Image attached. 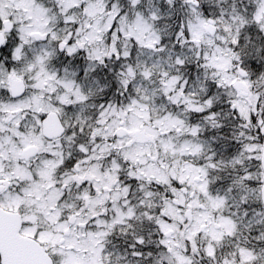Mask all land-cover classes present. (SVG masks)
<instances>
[{"label": "snow or ice", "instance_id": "1", "mask_svg": "<svg viewBox=\"0 0 264 264\" xmlns=\"http://www.w3.org/2000/svg\"><path fill=\"white\" fill-rule=\"evenodd\" d=\"M0 264H264V0H0Z\"/></svg>", "mask_w": 264, "mask_h": 264}]
</instances>
